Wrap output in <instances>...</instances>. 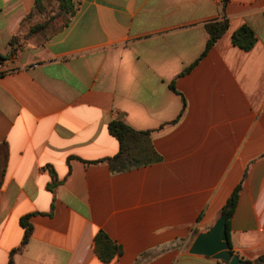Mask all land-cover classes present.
<instances>
[{
  "label": "crops",
  "instance_id": "0c3cea01",
  "mask_svg": "<svg viewBox=\"0 0 264 264\" xmlns=\"http://www.w3.org/2000/svg\"><path fill=\"white\" fill-rule=\"evenodd\" d=\"M35 1L0 0L1 54L35 22L21 29ZM74 5L44 38H19L0 74V264L13 250L12 264H222L189 248L238 184L231 249L263 254L264 0ZM223 19L202 55L205 25ZM243 25L249 50L231 40ZM113 119L152 130L161 160L121 173L86 164L118 151ZM99 230L121 246L109 262Z\"/></svg>",
  "mask_w": 264,
  "mask_h": 264
},
{
  "label": "trees",
  "instance_id": "16d2710c",
  "mask_svg": "<svg viewBox=\"0 0 264 264\" xmlns=\"http://www.w3.org/2000/svg\"><path fill=\"white\" fill-rule=\"evenodd\" d=\"M229 1L230 0H222V6L225 7ZM50 3H53L52 6L56 9L54 14L51 16L48 15L47 18L41 21L34 19L35 22H33L32 25H26V27H24L23 34H14L7 43L6 53H0V62L7 60L14 53L17 48V41L19 38L27 40H39L41 37L44 38L48 33V28L53 30L50 25L54 19L62 16V25H64L75 12L73 0H71L70 3H68V0H36L34 10L21 22V29L26 21H30L31 18H34V13H45L46 7L50 6ZM51 10L52 9L50 8V11ZM228 26L229 23L227 19L211 21L205 25L208 39L202 55L206 54L210 50L215 42L227 31ZM231 40L233 44L239 48L249 50L255 44L256 37L254 32L248 26L243 25L233 32ZM107 129L109 133L116 138L118 142V151L114 155L107 158L85 161L86 164L106 163L112 173H121L134 168L151 165L161 160V156L153 144L152 130L135 129L121 119L111 120L107 125ZM240 188L241 185L238 184L233 189L220 211V214L226 215L227 240L231 253H234V251L231 249L229 241L230 219L238 200ZM29 217L30 214H27L21 218V225L24 228L21 246L28 241L31 234V226L28 223ZM94 250L98 258L103 262L111 261L122 251L121 246L111 240L102 230L97 231L94 236ZM15 251L16 250H13L12 253ZM12 253L8 264H12ZM243 260L246 264H264V253L253 259ZM219 262L222 264H228V262L222 260H219Z\"/></svg>",
  "mask_w": 264,
  "mask_h": 264
},
{
  "label": "water",
  "instance_id": "95a60500",
  "mask_svg": "<svg viewBox=\"0 0 264 264\" xmlns=\"http://www.w3.org/2000/svg\"><path fill=\"white\" fill-rule=\"evenodd\" d=\"M68 3L70 1L68 0ZM189 252L213 257L228 264H246L237 254L231 253L226 232V215L221 214L205 232H200L193 240Z\"/></svg>",
  "mask_w": 264,
  "mask_h": 264
},
{
  "label": "rangeland",
  "instance_id": "374dc122",
  "mask_svg": "<svg viewBox=\"0 0 264 264\" xmlns=\"http://www.w3.org/2000/svg\"><path fill=\"white\" fill-rule=\"evenodd\" d=\"M69 1H71V0H69ZM74 2H75V0H74ZM52 4H53V3H50V6H47V7H46V11H45V13L37 14V18H36L37 21L44 20L45 18H47L48 15L51 16V15L54 14V12H55L56 9H54V6H52ZM50 8L52 9L51 11H50ZM61 20H63V17H62V16H60V17L54 19V20L51 22V25H50V26H52V28H53V26H55V25H56L59 21H61Z\"/></svg>",
  "mask_w": 264,
  "mask_h": 264
},
{
  "label": "built area",
  "instance_id": "2783aa9c",
  "mask_svg": "<svg viewBox=\"0 0 264 264\" xmlns=\"http://www.w3.org/2000/svg\"><path fill=\"white\" fill-rule=\"evenodd\" d=\"M219 1H221V0H219ZM4 62L5 61L0 62V74L8 72L10 70V68H6Z\"/></svg>",
  "mask_w": 264,
  "mask_h": 264
}]
</instances>
